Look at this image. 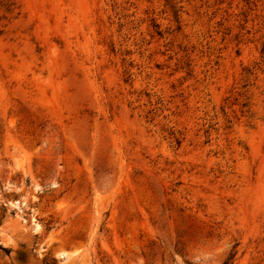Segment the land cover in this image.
<instances>
[{"label":"rangeland","instance_id":"374dc122","mask_svg":"<svg viewBox=\"0 0 264 264\" xmlns=\"http://www.w3.org/2000/svg\"><path fill=\"white\" fill-rule=\"evenodd\" d=\"M0 264H264V0H0Z\"/></svg>","mask_w":264,"mask_h":264}]
</instances>
